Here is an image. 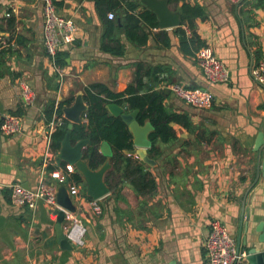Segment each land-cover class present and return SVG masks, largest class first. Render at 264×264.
I'll return each mask as SVG.
<instances>
[{
    "label": "crops",
    "instance_id": "crops-1",
    "mask_svg": "<svg viewBox=\"0 0 264 264\" xmlns=\"http://www.w3.org/2000/svg\"><path fill=\"white\" fill-rule=\"evenodd\" d=\"M162 1L178 15L177 26L161 28L145 0H123L118 11L104 17L94 0H60L58 15L76 25L75 41L59 52L64 58L58 64L61 80L43 46L44 0H0V45L9 37L20 42L0 59V119L15 115L24 123L20 135L0 132V264H207L204 242L215 221L224 223L248 250L242 241L253 239L252 226L264 216V149L254 147L259 133L264 135V87L254 84L249 73L252 65L264 61V0H185L189 8L202 11L189 19L182 15V2H155ZM146 11L154 19L145 18ZM125 14L144 15L134 38L121 25ZM9 18L14 19L11 28ZM105 19L116 22L113 42L105 45L120 54L102 47ZM203 47L226 66L227 82L214 85L205 79L196 59ZM137 71L145 88L162 93L171 84L204 89L213 95V105L198 110L165 96L166 109L187 116L189 129L174 125V141L158 142L152 153L147 149L153 167L124 153L143 164L154 181L153 191L141 195L114 176L110 187L105 183L108 194L97 200V213L82 176L53 151L56 169L66 172L62 187L74 208L70 213L86 228L82 247L63 249L55 227L65 209L42 202L33 211L19 209L10 203L9 188L19 184L35 189L41 172L48 176L54 169L43 168L42 160L48 124L57 118L55 111L50 119L45 116L51 104L69 102L67 108L91 84L122 93L135 82ZM23 81L35 94L29 107L20 101ZM61 118L68 123L63 109Z\"/></svg>",
    "mask_w": 264,
    "mask_h": 264
},
{
    "label": "trees",
    "instance_id": "trees-1",
    "mask_svg": "<svg viewBox=\"0 0 264 264\" xmlns=\"http://www.w3.org/2000/svg\"><path fill=\"white\" fill-rule=\"evenodd\" d=\"M55 8L61 6L60 0H50ZM123 0H94L95 9L100 17H104L107 13L118 11L120 9V2ZM169 2H182V15L185 18H190L196 15H202L200 8H189L184 4L185 0H168ZM126 15V14H125ZM145 18L154 19V15L150 12L145 13ZM125 35L134 38L138 35V25L144 15H139L135 18L126 15L121 18ZM13 18L7 21V27L13 26ZM106 32L103 39V49L120 54L121 50L116 48H109L105 45L106 42H113L111 40L112 33L116 27L115 21L104 20ZM152 27H157L152 24ZM2 30L0 29V32ZM165 45L169 44L167 34ZM20 44L19 39L9 37L5 46L0 45V59H3L7 54L12 53V44ZM57 63L61 66L64 64L63 54L58 53ZM140 72V70H139ZM137 71V74L139 73ZM83 102L87 106V111L82 115L79 124L73 125L71 131L70 142L72 145L79 141H87V145L83 150V160L87 162L91 170L99 169L105 162V157L101 154V145L107 143L113 155L110 158L111 169L105 173V183L110 187V179L114 176H119L123 180L129 182L131 186L139 194L151 193L154 189V181L150 174L144 170V166L138 160L126 156L124 152L133 149L132 135L129 132L127 125L119 117H113L109 114L107 106L115 104L121 107L125 113H132L137 111L136 121L140 126L149 123L152 132L148 139L151 142L149 153L155 150L156 144H167L174 141L176 132L174 125L182 129H189V120L184 114L170 112L166 109L164 101L167 99L162 91H155L152 87L145 88L140 80V73L135 76V82L128 86L122 93H113L106 86L102 84H91L83 90ZM69 102H61L58 105L51 104L45 110V116L50 119L53 112L57 114V118L62 117V109L68 106ZM65 125L52 133L51 135V149L54 152L59 151L61 143L66 133ZM76 178H79L76 176Z\"/></svg>",
    "mask_w": 264,
    "mask_h": 264
},
{
    "label": "built area",
    "instance_id": "built-area-1",
    "mask_svg": "<svg viewBox=\"0 0 264 264\" xmlns=\"http://www.w3.org/2000/svg\"><path fill=\"white\" fill-rule=\"evenodd\" d=\"M109 18L112 15L109 14ZM43 31L42 39L46 56L50 62L54 74L62 80L61 67L57 63V55L60 50L75 41L76 25L71 19H66L58 15L57 9L50 0H44L42 8ZM6 45L7 39H1ZM12 48H15L13 43ZM196 59L203 76L211 84H222L229 79V71L226 66L218 60L212 50L203 47L196 53ZM251 80L254 84L264 87V61L252 65L249 70ZM20 101L23 107H29L35 100V94L27 82H21ZM171 94L186 105L198 109L208 110L212 107L213 95L204 89H189L179 84H171L167 88ZM65 121L56 118L48 124L47 147L43 155V168L48 166L54 169L48 174L41 172L35 189H25L19 184L10 186V203L19 209L35 210L38 202L44 203L48 207L60 210L57 204L55 188L65 185L66 172L56 169L53 150L51 149V135L55 130L63 127ZM24 123L21 117L6 115L0 119V132L6 136H17L23 133ZM69 169V168H68ZM47 178L54 181L48 183ZM71 192H76L75 187H71ZM93 210L100 211L97 200L90 203ZM64 220L62 231L68 242L76 248L84 245L86 228L81 220L72 213L62 210ZM204 251L207 264H247V251L242 249L234 237L229 233L226 225L220 221L211 224L210 232L204 242Z\"/></svg>",
    "mask_w": 264,
    "mask_h": 264
},
{
    "label": "water",
    "instance_id": "water-1",
    "mask_svg": "<svg viewBox=\"0 0 264 264\" xmlns=\"http://www.w3.org/2000/svg\"><path fill=\"white\" fill-rule=\"evenodd\" d=\"M150 5V9L158 17V25L161 28H172L179 24V19L177 14H172L168 11L166 7V1L155 2L156 0H145ZM164 96H170L174 98L173 94L169 90L164 91ZM109 114L113 117H119L127 125L129 132L132 135V143L137 150H131L124 152L127 155H136L140 160L148 165L155 166L153 160L147 157V149L151 147V142L148 139L149 134L152 132V127L149 123L140 126L137 121V111L132 113H125L124 110L115 105L111 104L107 106ZM87 111V106L84 104L82 97L75 99L74 103L63 108V114L65 119L68 121L66 126V133L64 139L61 143V148L59 150L58 158L65 163L74 166L75 169L84 179L87 191L86 194L92 200H99L108 194L109 189L104 182L105 173L111 168L110 157L112 156L111 148L107 143L101 145V154L106 158L103 165L97 170H91L86 161L83 160V150L87 145V141L82 140L78 143L72 145L70 142L71 131L73 125L79 124L82 115ZM255 151L264 149V135L259 133L255 142ZM263 167V165H262ZM61 187V188H60ZM60 188V190H59ZM59 191H56V200L59 205H61L66 211L73 212L70 200L66 194L65 188L58 186ZM64 220L63 212H59L57 216V224L55 227L56 238L63 249H70V243L63 235L62 226ZM246 225H244V230L247 231L249 216L246 217ZM253 239L245 238L242 241V245L248 247L247 250V263L248 264H264V216L259 219V221L252 226ZM250 242V243H249ZM252 243V244H251ZM240 245V243H238ZM174 264V263H173Z\"/></svg>",
    "mask_w": 264,
    "mask_h": 264
},
{
    "label": "rangeland",
    "instance_id": "rangeland-1",
    "mask_svg": "<svg viewBox=\"0 0 264 264\" xmlns=\"http://www.w3.org/2000/svg\"><path fill=\"white\" fill-rule=\"evenodd\" d=\"M233 236V235H232ZM234 237V236H233ZM234 239H235V237H234ZM236 240V239H235ZM237 242V241H236ZM248 264V263H247Z\"/></svg>",
    "mask_w": 264,
    "mask_h": 264
}]
</instances>
